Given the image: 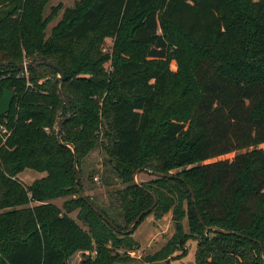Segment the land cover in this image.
<instances>
[{"label": "trees", "instance_id": "trees-1", "mask_svg": "<svg viewBox=\"0 0 264 264\" xmlns=\"http://www.w3.org/2000/svg\"><path fill=\"white\" fill-rule=\"evenodd\" d=\"M48 1L0 0V98L14 93L0 117V264L78 252L81 264H126L137 226L169 212L175 232L145 261L169 264L194 241L193 264H264V0H77L47 34L61 9L45 16ZM38 56L65 73L68 104L57 70L16 68ZM96 148L107 203L85 185L99 175L84 166ZM25 169L45 175L26 185ZM136 172L151 179L136 184Z\"/></svg>", "mask_w": 264, "mask_h": 264}, {"label": "rangeland", "instance_id": "rangeland-1", "mask_svg": "<svg viewBox=\"0 0 264 264\" xmlns=\"http://www.w3.org/2000/svg\"><path fill=\"white\" fill-rule=\"evenodd\" d=\"M75 1H77V0H49L48 1L46 8H45V12H44L45 16H47L50 13L51 7L61 5V9L58 12V15L48 25L47 34H49L50 29L60 20L64 9L71 7ZM111 45H112V41L110 39H106L103 50L104 51L110 50ZM170 67L173 71L176 70V64L174 62L171 63ZM261 147L264 148V145H262ZM233 156H234V153L222 156L219 159H232ZM105 160H106L105 153L100 148H96L95 150H93L89 154V156L86 158V160L84 162V166H85L87 171H91V170L99 171V175L97 174V176H96L97 179L94 178L95 184L89 185L88 181H85L86 189L91 188V190H89V189L87 190V194L92 196L94 198V200L99 202V203H103V202L107 203L108 199H109V192L107 191V189L105 187H103L100 184V181H99L100 180V173L104 169L102 164L104 163ZM44 175H45L44 173H38V172H35L33 170L25 169L21 174L18 175V178L24 184L29 185L34 180L40 179ZM136 178H137V181H139V180L146 181V180L151 179L150 176H147L144 174H141L140 176H138ZM115 182H116V184L114 187L110 188V190H109L110 192H113V190L115 188H118L119 183H118V181H115ZM63 201H64V198H59V199L53 200L51 202L54 203L59 208H61ZM75 215H76V212L70 214V216L72 218H75ZM152 218H153V216H152ZM78 223L80 225H82V223H80V222H78ZM139 248L140 247H138V249H136L135 251L129 253L130 256H133V254H134V257H131V258H133V261L129 262L130 264H141V263L145 262L144 257L146 256V254L143 251H140ZM195 249H196V243L194 241H188L186 244L185 255L181 256L180 259H177V260L170 262L169 264H193L194 263ZM88 254H89L88 252H85V256ZM85 256L82 253L78 252V253L74 254L68 260L67 264H81V262L85 258ZM93 256H94V254H93Z\"/></svg>", "mask_w": 264, "mask_h": 264}, {"label": "water", "instance_id": "water-1", "mask_svg": "<svg viewBox=\"0 0 264 264\" xmlns=\"http://www.w3.org/2000/svg\"><path fill=\"white\" fill-rule=\"evenodd\" d=\"M40 64H44V65H47L49 67H52L54 68L55 70H57L59 76L58 78L53 82V86L57 92V95L60 99V101L63 103V104H68L69 102V99L68 97L66 96V94L63 92L62 90V82L66 80V75L65 73L59 69L57 66H55L53 63L49 62L46 58L42 57V56H38V57H34L32 60L30 61H27V62H23L21 64H18L16 65V68L21 70V71H26L28 70L29 68L31 67H34V66H37V65H40ZM0 65H7V63H0ZM14 98V93L11 92V91H4L1 98H0V117L3 116V115H6L9 111H10V107H11V103H12V100ZM67 119V116L66 117H61V115L59 114L57 116V120H56V123H55V135L57 137V141L59 144H64L65 146H67L73 153V156H74V168L76 170V181H75V184H76V189L77 191L79 192L80 196L82 198H84V194L81 192L80 188H79V180H80V171H79V168H78V165H77V161H76V151H75V148L74 146L71 144V143H62L61 141V138L59 136L60 134V130H61V125L62 123ZM137 173L136 172L134 174V182L136 184H139L138 181H137ZM150 174H152V172H149ZM156 176H167V175H163V174H156ZM190 192H191V196H192V201H195V196H194V193L193 191L190 189ZM92 209L97 212L99 215H102V213L93 205H91ZM150 210V209H149ZM149 210H147L146 212H143L141 213L139 216H137L132 222L131 224L128 226V229L125 233L129 234L132 229L139 223L141 217L148 213ZM198 220L200 222V224H203V221L201 219L200 216H198ZM206 231H214V232H218V233H222V234H236L234 232H230V231H224L220 228H217V227H206Z\"/></svg>", "mask_w": 264, "mask_h": 264}, {"label": "crops", "instance_id": "crops-1", "mask_svg": "<svg viewBox=\"0 0 264 264\" xmlns=\"http://www.w3.org/2000/svg\"><path fill=\"white\" fill-rule=\"evenodd\" d=\"M184 232H189L187 220L182 222ZM175 232V225L172 221L171 212L164 215L159 220H154L152 216H148L142 221L133 233L134 240L139 244V250L143 251L146 256H150L163 248L167 241ZM134 257V254L133 256ZM172 262V261H170ZM145 264H166L165 261L144 262ZM141 263V264H144ZM128 264V263H126ZM130 264V263H129Z\"/></svg>", "mask_w": 264, "mask_h": 264}]
</instances>
